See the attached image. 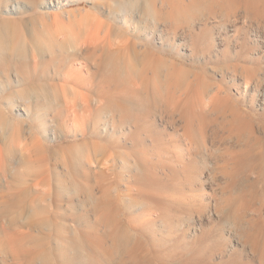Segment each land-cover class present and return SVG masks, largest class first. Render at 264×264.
<instances>
[{
  "label": "rangeland",
  "instance_id": "1",
  "mask_svg": "<svg viewBox=\"0 0 264 264\" xmlns=\"http://www.w3.org/2000/svg\"><path fill=\"white\" fill-rule=\"evenodd\" d=\"M118 1L0 0V63L7 67L0 70L9 75L0 92V264H264V86L252 80L236 91L231 79L243 81L242 66H264V36L251 32L257 45L241 50L233 31L217 34L225 19L228 27L242 25L233 21L240 13L234 1L219 0L233 12L207 19L219 42L215 53L201 51L200 29L191 38L184 24L189 0H155L182 9L177 23L157 31L167 37L163 45L148 35L154 18L142 22ZM91 32L105 44L135 42L154 57L78 50ZM70 68L78 75L66 77ZM39 83L50 94L33 95ZM218 86L229 100L214 104ZM192 89L194 117L187 112ZM111 99H141L142 107L109 112ZM66 102L76 104L67 110ZM234 114L246 121L235 123ZM106 200L114 206L96 213L93 206ZM70 238L87 249L75 251Z\"/></svg>",
  "mask_w": 264,
  "mask_h": 264
},
{
  "label": "bare ground",
  "instance_id": "2",
  "mask_svg": "<svg viewBox=\"0 0 264 264\" xmlns=\"http://www.w3.org/2000/svg\"><path fill=\"white\" fill-rule=\"evenodd\" d=\"M188 1V0H187ZM234 2H233V6L236 8V10L238 11V12H240L239 13V15H238V17H235V19L233 20V21H236V20H241L242 21V25L241 26H238V27H235V28H233L234 27V25H231V27H228L229 25H227V23H226V19L223 21V22H221L222 24L220 25V23H218V25H220L219 26V28H218V30H217V34L219 33V32H221V31H223V30H225V29H228V31H233V34H234V36L235 37H238L239 36V38H240V43H239V49H247V48H249V47H251V48H253V47H255L256 45H257V42H255V41H252V42H250L248 39L250 38V35H251V32H253V34L255 35V36H257V37H262V36H264V0H233ZM57 2H59V1H57ZM118 4H120V6H128L129 7V9H128V11L129 12H131V15L133 14V12H134V14H133V16H139V17H141L142 18V16L145 18V20L143 19V21L142 22H148V20L152 17V19L154 18L155 19V21H153L154 23H149L148 24V26H146V28H147V31H148V35H149V37L150 38H154V39H158V41H159V43H161V44H166V45H168V42H166V39H167V37L165 36V37H162V36H160V35H158L157 34V31H159L162 27H164L167 23H177V21H175L176 19H175V15H177V14H179L181 11L180 10H182V9H180L179 10V7L177 6V7H175V5L174 4H165V3H161L160 5H158L157 3L158 2H156L155 0H120V1H118L117 2ZM187 6V5H186ZM57 7H58V4H57ZM17 6H16V4H14L12 7L10 6V7H8V9H7V11L8 12H15V10H17ZM184 8V7H183ZM188 10H186V8H184L183 9V12L182 13H184V15H185V18H184V24H186L187 23V25H186V28H187V30L189 31V34H190V37L192 38L193 37V34H195V32H193V30L195 29V28H197V29H200L199 30V32H201L202 34H200V33H197V35H196V38H195V40H196V42L197 43H199L198 44V46H200V48H201V51H206V52H208V53H215L216 52V45L218 44V42L219 41H216V39H215V37L217 36V34H215V32H214V25L213 24H211V22H209V21H207V19H209V18H213V16L214 15H216L218 12H221V13H223V16L225 17H230V14L233 12L231 9L232 8H230V7H226V6H224V5H222L221 3H220V1L219 0H189V3H188V8H187ZM134 10V11H133ZM235 12V11H234ZM126 13V12H125ZM181 13V14H182ZM130 15V14H129ZM173 15H174V19L175 20H173ZM233 15V14H232ZM182 16V15H181ZM181 16H177L179 19H182L181 18ZM54 17H56V16H54ZM176 17V18H177ZM223 17V18H224ZM177 18V19H178ZM222 18V19H223ZM55 19V18H54ZM218 19V18H217ZM231 20V19H230ZM232 21V20H231ZM197 22V23H196ZM228 22V21H227ZM9 23H11L10 21H8V22H6V24H9ZM125 23H127L126 22V20H125ZM159 23V24H158ZM231 23V22H230ZM245 23H247V24H245ZM203 26V28L201 29V27ZM152 27H156V28H158V30H155V29H151ZM164 30H166V28L164 27L163 28ZM2 32V31H1ZM10 32V31H9ZM107 34V33H106ZM101 37V36H100ZM99 36H97V35H95L93 32H91V34L90 35H88V36H86L84 39H83V41H82V43L80 44V45H78V47H77V49L78 50H81L82 48H84V50L85 51H88V50H91V51H94V50H96V49H103V48H106V50H107V52L109 53V54H118V53H120V52H122V51H129V53L131 54V57H132V59H133V61H138V62H141L142 60H144V58H153L154 56H153V54H151V53H149V55H150V57H149V55H148V53L145 51V52H143L142 50H137L136 48H135V45H134V43L135 42H132L131 44L130 43H127V44H124V43H121V44H116V42H112V41H108V42H106V44H105V42L100 38ZM220 37H222V36H220ZM126 38V37H125ZM123 39V38H122ZM222 39V38H221ZM237 39V38H236ZM9 40V39H8ZM105 40V39H104ZM125 41V40H124ZM123 41V42H124ZM10 42V41H9ZM81 42V41H80ZM121 42V41H120ZM127 42V41H126ZM248 42H250L251 44L249 45V43ZM119 43V42H118ZM8 44V43H7ZM136 44V43H135ZM106 45V46H105ZM179 45V43L178 44H174L173 46H178ZM2 46V45H1ZM9 46V45H8ZM12 47H13V50H14V45H11ZM187 46H190V50L189 51H191L192 52V49H193V47H196V45L192 42L191 44L189 43ZM2 48V47H1ZM184 49V48H183ZM226 49H228V47L226 48ZM12 50V51H13ZM99 50V51H100ZM225 50V49H224ZM3 51V50H2ZM5 51V50H4ZM226 51V50H225ZM15 52V51H14ZM1 53V52H0ZM84 53H86V52H84ZM99 53V52H98ZM6 54H8V52L6 53ZM6 54H3V55H5V57H2L1 56V58H2V61H3V63H5V64H10V61H9V59H8V55H6ZM100 54V53H99ZM98 54V55H99ZM108 54V55H109ZM126 54V53H125ZM47 55V54H46ZM89 55V54H88ZM10 56V55H9ZM16 56V55H15ZM97 56V55H96ZM116 56V55H115ZM18 57V56H17ZM99 57V56H98ZM112 57V56H111ZM10 58H12V57H10ZM17 59V58H16ZM15 59V60H16ZM34 59V58H33ZM37 59V58H36ZM98 59H100V57L98 58ZM1 60V59H0ZM31 60H32V58H31ZM106 60H107V58H106ZM11 61H12V59H11ZM20 61V60H19ZM27 61V60H26ZM28 62V61H27ZM98 62V61H97ZM102 63H97L98 65L97 66H99L97 69H99V72L101 73V71L102 72H105V71H103L102 69H104L103 68V64H106V63H103V61H101ZM113 62H114V60H113ZM149 62V61H148ZM152 62V61H151ZM13 63H15V62H13ZM94 63V62H93ZM112 63V62H111ZM143 63V62H142ZM0 65H2L3 67L5 66L6 67V65H4V64H1L0 63ZM16 65V64H15ZM95 65H96V62H95ZM117 66V65H116ZM9 67V66H8ZM109 67V66H108ZM114 67V66H113ZM7 68V67H6ZM115 68V67H114ZM0 69H2V68H0ZM70 71H68V72H66L65 73V76L66 77H70V75L71 74H73V76L75 77V76H77L78 75V69H75V68H70L69 69ZM101 70V71H100ZM110 70V69H109ZM242 75H243V81L242 82H240V83H238V82H236L235 83V77L234 76H232V78L231 79H233L232 81H233V83H232V85L233 86H235V88H236V91H240L241 89H240V87H241V84H243V90L245 91V87L248 85V83H250L252 80H256V83L258 84V85H262V86H264V73H261V71H263L264 70V66H258L257 68H249V67H245V66H242ZM1 71V70H0ZM114 71V70H113ZM112 71V72H113ZM2 72V71H1ZM107 72V71H106ZM3 74L5 73V71H3L2 72ZM105 75H107V73L105 74ZM261 75H263V76H261ZM114 76V75H113ZM122 76V75H121ZM108 77V76H107ZM104 78V77H103ZM102 78V79H103ZM109 79V78H108ZM118 79V78H117ZM43 81V80H42ZM6 82L8 83L9 82V75L8 74H4L3 75V77L2 78H0V92H2V85H5L6 84ZM42 84V83H41ZM40 83L37 85V84H35V85H37V86H33L32 87V94L33 95H37L38 97L40 96L41 98H42V96H45L46 94H50V92L49 91H51V90H49L48 88V90L49 91H46V87H44V86H42ZM45 85H46V83H44ZM54 84V83H53ZM108 84V83H107ZM52 85V84H51ZM61 85V88L62 87H66V85H63L62 86V84H60ZM60 85H57V84H55V88L57 87V86H60ZM32 86V85H31ZM137 86V85H136ZM54 88V87H53ZM31 89V88H30ZM52 89V88H51ZM57 89V88H56ZM73 89V88H72ZM62 90H63V88H62ZM75 90V89H74ZM45 91L47 92L46 94H45ZM59 91V90H58ZM61 91V90H60ZM67 91V90H66ZM190 91H192V93L190 94V96H189V105L187 106V108H188V113L192 116V117H194L195 116V114H196V112H195V105H196V103H197V98H195L194 97V95H196L197 93H198V91L196 92V89H192V90H190ZM62 92V91H61ZM73 92V91H72ZM76 94H75V96H77V94L79 93L81 96L80 97H82V98H84V100H86L85 98H87V100H89L90 98L87 96H85V97H83L82 95H84V92L82 93V91H77L76 90ZM226 93V91L222 88V87H217L216 88V90L213 92V94L210 96V101H211V103H214L215 104V102H224V101H227V100H229V96H228V94H225L224 96H223V94L222 93ZM17 93V92H16ZM55 93V92H54ZM57 94L59 93V92H56ZM82 93V94H81ZM29 94H30V92H29ZM65 93L63 92V95H64ZM221 94H222V96H221ZM31 95V94H30ZM52 95H53V93H52ZM51 95V96H52ZM23 96V95H22ZM27 96V95H26ZM47 96H49V95H47ZM57 96V95H56ZM30 97V96H29ZM34 97V96H33ZM39 97V98H40ZM59 97V96H58ZM58 97H56L57 99H59ZM61 97V96H60ZM62 97H64V96H62ZM21 98V97H20ZM19 98V99H20ZM24 98V97H23ZM43 98H47V97H43ZM52 98V97H51ZM51 98H49V99H51ZM56 98H54V99H52V100H55ZM89 98V99H88ZM57 99L55 100V101H53V102H56L57 101ZM62 99V98H61ZM60 99V100H61ZM26 101V98L25 99H23V101ZM28 100V99H27ZM51 100V101H52ZM86 100V101H87ZM109 100L110 99H108V100H106V101H104V100H101L100 102L99 101H97V102H99V103H106V102H109ZM82 101V100H81ZM103 101V102H102ZM139 101V100H138ZM135 102L134 101V103H132V102H130V103H128L127 101V103L129 104H125V105H123L120 101H118V100H116V99H111V106L108 108V110H109V112H115V111H122V109H128L129 108V110H137V111H139L140 109H141V107H142V103H141V99H140V102ZM58 102V101H57ZM88 102L89 101H87V104H88ZM67 104H68V102H66ZM73 103V106L76 104L75 102H72ZM75 103V104H74ZM81 103V102H80ZM83 103H85V101L83 102ZM55 104V103H54ZM65 104V103H64ZM64 104H62V105H64ZM64 106H67V110H70L71 108H73V106H72V104L70 105V104H68V105H64ZM240 112H242V111H240ZM240 112H239V114H240ZM244 115V114H243ZM186 117H187V114H186ZM237 116L234 114V115H232V119H233V121H235V123H238V124H240V123H242V122H245L246 120L244 119L243 121L240 119V117H237ZM242 117V116H241ZM245 117H246V115H245ZM247 118V117H246ZM248 120V119H247ZM231 122H232V120H231ZM232 124V123H231ZM251 124V123H250ZM255 130V129H254ZM259 136V135H258ZM236 137V136H235ZM255 137H257V136H253V138H255ZM260 137V136H259ZM36 138V137H35ZM256 139V138H255ZM259 139H261V138H259ZM258 139V140H259ZM36 140V139H35ZM35 140H34V142H35ZM257 140V139H256ZM38 141V145H39V140H37ZM37 141L35 142V143H37ZM244 143V142H243ZM242 143V144H243ZM250 144V143H249ZM257 144V143H256ZM258 144H260V142H258ZM261 145V144H260ZM248 146V145H247ZM262 146V145H261ZM240 147V146H239ZM260 148H262V147H260ZM260 148H256V150L257 151H260L259 149ZM254 149V148H253ZM239 151H241L242 152V149H238ZM238 151V152H239ZM245 151V150H244ZM250 151H252V150H250ZM238 152H237V150H236V154H238ZM256 152V151H255ZM261 152V151H260ZM260 152H259V154H260ZM235 153V152H234ZM245 153V152H244ZM0 154H1V150H0ZM242 154H243V152H242ZM241 153H240V155H242ZM250 153H248V155H249ZM251 154H253V153H251ZM258 154V153H257ZM258 154V155H259ZM247 155V156H248ZM254 155H256L255 153H254ZM251 156V155H250ZM262 156V155H261ZM0 157H2V154L0 155ZM237 157V156H236ZM245 156L243 155V158H244ZM254 157V156H253ZM252 157V158H253ZM260 157V156H259ZM239 158V157H238ZM258 158V157H257ZM2 158H0V160H1ZM105 160H108V161H110V156H108V157H106V159ZM136 160H137V158H136ZM139 160V159H138ZM137 160V161H138ZM90 161V160H89ZM88 161V162H89ZM134 161H135V159H134ZM87 162V163H88ZM106 162V161H105ZM104 162V163H105ZM80 163V162H79ZM84 163V162H83ZM90 164V166H91V161L89 162ZM92 163H94L93 165H95V162L94 161H92ZM129 163V162H128ZM127 163V164H128ZM135 163H136V161H135ZM78 164V162L76 163V165ZM133 164V163H132ZM72 164H70V166H71ZM74 165V164H73ZM79 165H81V164H78V166ZM131 165V164H130ZM134 165V164H133ZM84 166H85V164H84ZM90 166H89V168H90ZM126 166H128V165H126ZM71 167H73V166H71ZM71 167H70V170H71ZM76 167V166H75ZM82 168H83V166H81ZM80 167V168H81ZM86 167V166H85ZM131 167V166H130ZM129 167V168H130ZM137 167V166H136ZM79 168V167H78ZM77 168V169H78ZM88 168V167H87ZM128 168V167H127ZM84 169H86V168H83V170ZM133 169V168H132ZM73 170H75L74 168H73ZM73 170H71V171H73ZM137 170V169H136ZM135 170V171H136ZM76 171V170H75ZM80 171V170H79ZM88 171V170H87ZM102 171V170H101ZM134 171V172H135ZM139 171H141L142 172V170H139ZM138 171V172H139ZM70 172V171H69ZM77 173H79L78 171H76ZM76 172H73V174L75 175V173ZM81 172V171H80ZM83 172V171H82ZM86 172V171H85ZM89 172V171H88ZM91 172V171H90ZM89 172V173H90ZM100 172V170L97 172L96 171V173H99ZM129 172V171H128ZM137 172V173H138ZM140 172V173H141ZM144 172V171H143ZM72 173V172H71ZM139 173V174H140ZM145 173V172H144ZM83 174V173H82ZM139 174L137 175L136 173L134 174L133 173V178H134V180H135V182H138L139 183V181H142V182H146V183H148V177L146 178V177H144L143 179H141V178H139ZM146 174V173H145ZM80 175H81V173H80ZM84 175V174H83ZM131 175V174H130ZM73 176V175H72ZM71 176V177H72ZM70 177V178H71ZM78 177H79V175H78ZM78 177H76L77 179H78ZM81 177V176H80ZM73 178V177H72ZM71 178V179H72ZM75 178V179H76ZM146 178V179H145ZM69 179V178H68ZM80 179V178H79ZM78 179V180H79ZM146 181H145V180ZM74 180V179H73ZM71 181V180H70ZM130 181V180H129ZM76 182V181H75ZM72 183V182H71ZM67 184V183H66ZM69 184V183H68ZM137 184V183H136ZM61 185V184H60ZM69 185H71V184H69ZM68 185V186H69ZM75 186V185H74ZM62 187V186H61ZM84 187H87V186H84ZM70 188V187H69ZM82 188V187H81ZM80 188V189H81ZM94 187L92 186V188H90V191H91V189H93ZM75 189H78V191H79V187L77 186V188H75ZM87 189V188H86ZM139 189V188H138ZM94 190V189H93ZM71 191V190H70ZM84 191V190H83ZM88 192V191H87ZM95 192V191H94ZM83 193H86L85 191L83 192ZM93 195V193H92V191H91V196ZM83 196H85V198H86V195H83ZM94 196H95V194H94ZM88 197V196H87ZM93 197V196H92ZM145 197H146V199H149V197H148V195H145ZM90 197H88V199H89ZM93 198H95V197H93ZM93 198H91V199H93ZM96 198H98V196H96ZM109 198V197H108ZM107 199V198H106ZM84 200V199H83ZM94 200H96V199H94ZM94 200H92V201H94ZM115 202H116V199H113ZM82 201V200H81ZM91 201V200H90ZM89 201V202H90ZM108 200H106L105 202H103L102 203V201L100 202V203H97L96 204V201H95V204L93 203V205H95V206H93V210H98V209H101L102 210V208L104 207V208H106V207H108V208H112V206H114V205H112V204H110L111 206L109 207V203L107 202ZM114 201H111L110 203H113ZM150 201V200H149ZM88 202V201H87ZM88 202V203H89ZM97 202H98V200H97ZM113 203V204H116V203ZM81 204V203H80ZM79 204V205H80ZM82 204H83V206L86 204H84L83 202H82ZM92 204V203H91ZM87 205V204H86ZM61 206V205H60ZM77 206V205H76ZM88 206H90L91 207V205H88ZM116 206V205H115ZM79 207H81V206H79ZM85 208V207H84ZM107 208V209H108ZM87 209H89V208H87ZM106 209V210H107ZM116 209V208H115ZM104 210V209H103ZM112 210V209H111ZM95 211H94V213H95ZM100 211V210H99ZM98 211V212H99ZM107 211H109V209L107 210ZM116 211V210H115ZM114 211V212H115ZM102 212V211H101ZM105 212V211H104ZM96 213H97V211H96ZM108 213V212H107ZM108 215H109V213H108ZM117 215V214H116ZM165 217H167L166 215H165ZM116 220V219H115ZM42 221V220H41ZM115 222V221H114ZM121 222V221H120ZM119 223V222H118ZM115 224H117V223H115ZM119 226V225H118ZM242 233H245V232H242ZM241 234V233H240ZM244 235V234H243ZM70 241H71V243H69V245H72V246H70V247H72V248H75V251L76 250H79V251H82V249L83 248H86L87 246H85L84 244H83V240L81 241H75L73 238L71 239H69ZM69 242V241H68ZM141 242V241H140ZM84 243H86V242H84ZM90 244V243H89ZM131 245V244H130ZM85 246V247H84ZM135 246V245H134ZM134 246H131V247H134ZM139 245V242H138V246H135V248L137 247V248H140V247H142V246H140ZM129 247V246H128ZM137 248H136V252L139 250H137ZM81 249V250H80ZM87 249V248H86ZM89 249H91V248H89ZM96 249V248H95ZM132 249V248H131ZM141 249H143V248H141ZM110 250H111V248H110ZM88 251V250H87ZM108 251V250H107ZM132 251V250H131ZM130 251V252H131ZM139 251H141V250H139ZM45 252V251H44ZM96 252V251H95ZM132 252H134V250L132 251ZM78 253V252H77ZM87 253V252H86ZM86 253H84L85 254V256H87V254ZM89 253V252H88ZM111 253V252H110ZM129 253V252H128ZM144 253V252H143ZM44 254V253H43ZM47 254V253H46ZM93 254V253H92ZM97 254V253H96ZM134 254V253H133ZM137 254V253H136ZM41 255V254H40ZM74 255V254H73ZM89 255V254H88ZM114 255V254H113ZM82 256H84L83 255V253H82ZM82 256H81V258H82ZM90 256L92 257V255H91V252H90ZM121 256V255H120ZM133 256V255H132ZM138 256H140V252H139V254H138ZM137 256V257H138ZM141 256H142V253H141ZM83 258H86V257H83ZM90 258V257H89ZM88 258V259H89ZM94 258V257H93ZM117 263V262H116Z\"/></svg>",
  "mask_w": 264,
  "mask_h": 264
}]
</instances>
